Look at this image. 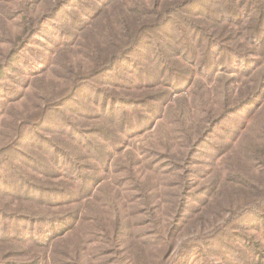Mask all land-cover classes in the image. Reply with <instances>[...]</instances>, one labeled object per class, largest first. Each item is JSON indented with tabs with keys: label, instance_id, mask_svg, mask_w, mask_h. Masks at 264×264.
Returning a JSON list of instances; mask_svg holds the SVG:
<instances>
[{
	"label": "trees",
	"instance_id": "16d2710c",
	"mask_svg": "<svg viewBox=\"0 0 264 264\" xmlns=\"http://www.w3.org/2000/svg\"><path fill=\"white\" fill-rule=\"evenodd\" d=\"M13 1H17L19 8L8 5L3 14L0 9L1 43L9 45L7 51L0 48V94L6 91L10 71L20 76L33 73L25 62L21 65L25 70H19L22 59L18 55L32 51L30 45L36 44L41 35L52 32L66 48L72 36L83 38L90 33L87 63L92 66L87 71L81 69L84 71L80 73L70 67L67 73L75 75L71 90L65 88L35 119L22 120L9 142L13 141L0 150L6 157L0 158V171L5 175V178L0 177V198L10 199L8 202L16 200L21 206L20 212L13 213L15 216L4 215L11 219L6 220L7 223L19 226L13 230V238H7L4 243L23 246L24 257L28 255L25 253H31L21 261L1 258L0 264H49L50 245L59 244L63 235L78 233L80 225H88L85 232L90 227L97 229L98 232H93V241L110 244L111 240L116 246L124 243L126 247L119 251L130 248L126 253L131 251L138 257L149 234L129 231L128 222L117 212L118 205L113 198L107 199L113 219L110 230L106 229L104 207H96L91 200L102 181L96 172L101 170L108 174L111 151L120 152L129 139L146 132L161 116L162 107L166 114L163 116L173 126L180 123L181 117L182 125L187 124L188 118L193 120L194 113L191 111L190 115L185 104L187 94L199 84L213 80L215 70L226 71L234 64L245 63L246 54L241 52L240 46L236 43L233 48L234 31L250 33V17L261 12L258 0H150L149 4L144 0H53L42 10L33 9L41 0ZM17 16L20 29L16 26L17 31L12 33L7 21ZM256 24V28L264 29V14H260ZM222 25L236 29L228 34ZM4 35L14 37L10 44L3 40ZM249 37L248 34L246 38L250 41ZM254 44H262V41H254ZM49 62L45 63V75L34 74L31 82L44 80L51 68ZM247 71L243 74L250 73ZM16 80L18 87L30 82L19 76ZM261 93L257 89L249 93L241 105L215 118H207L208 129L198 136L189 161L195 162L193 155L198 147L211 142L215 129L228 115L243 106L254 105ZM170 98L173 100L168 103ZM37 129L49 132L50 140L37 136L30 144L31 131ZM170 131L176 135L177 130L171 128ZM170 144H163L162 152L153 149L149 160L150 165L155 163L151 166L157 181L178 167L171 160ZM36 147L40 151L38 155ZM259 147L255 154L263 159L264 144ZM15 161L22 166L14 164ZM191 172L197 174L199 169H191ZM185 173L188 175L190 170ZM61 177L63 179H59ZM147 181L150 188L143 184L146 191L134 187L140 191L137 194L140 201L144 198L148 202L142 210L150 213L160 209L158 203L149 207V191L157 190L158 182L151 174ZM195 193L199 194L200 189L183 191L184 211L189 209L188 200L194 199ZM182 215L180 211L177 219L181 220ZM260 220L264 233V216ZM0 231L6 233L3 226ZM181 254L186 255V246ZM72 255L69 262L79 260L75 252Z\"/></svg>",
	"mask_w": 264,
	"mask_h": 264
},
{
	"label": "rangeland",
	"instance_id": "374dc122",
	"mask_svg": "<svg viewBox=\"0 0 264 264\" xmlns=\"http://www.w3.org/2000/svg\"><path fill=\"white\" fill-rule=\"evenodd\" d=\"M49 1L53 0H41L33 9L42 10ZM149 1L144 0L148 4ZM16 2L0 0L2 14L8 5L14 9L19 8ZM257 6H260V14H264V0H258ZM260 14L251 16L253 21L250 17V33L235 30L232 25L221 26L226 28L228 34L235 30L236 42L232 44L233 48H236L237 43L241 52L246 54V61L240 66H230V70H215L213 80L199 84L191 94H187L185 104L190 115L191 111L194 113L192 121L188 118L187 124L182 125L181 117L180 123L173 126L163 116L166 114L165 107H162L161 116L146 132L129 139L120 152L111 151L108 174L101 170L96 172L102 181L91 194V200L96 207H104L106 229L110 230L113 219L111 204H107V199L110 201L113 198L118 205L117 212L128 222V230L149 234L146 245L142 244L137 253L138 257L131 251L126 253V249L130 248L119 251L126 247L124 243L116 246L111 240L110 244L93 241V232H98L97 229L90 227L85 232L88 225H80L78 233L63 235L59 244L50 245L47 252L49 264H68L74 252L79 260L70 261L69 264H264V233L263 222L260 220L264 216V158H257L255 154V149L264 144V29L256 28ZM19 18L17 16L7 21L12 33L17 31ZM50 34L38 36L37 43L30 45L32 51L18 55L22 59L19 70H25L21 66L25 62L33 73L20 76L14 71L9 72L11 77L5 83L6 91L0 94V150L13 141L9 142L22 120L26 117L35 119L49 102L64 93L65 88L69 90L75 77L74 72L84 71L81 69L87 71L92 66V63H87L90 33L83 38L72 36L70 46L66 48L62 45L65 43L54 37L52 32ZM248 34L250 41L246 38ZM13 38L4 35L3 40L9 43ZM51 38L54 40L51 41ZM260 40L262 44L254 46V41L259 43ZM0 48L4 51L9 48L7 43H1V38ZM47 61L51 62V68L45 69L47 75L44 80L31 82L34 74L45 75L43 70ZM70 67L73 73H67ZM241 67L246 69L242 70ZM245 71L249 74H243ZM18 76L30 82L18 87L15 84ZM257 89L262 95L256 97L255 104L243 106V109L228 115L215 129L211 142L202 143L198 147V152L193 155L195 162L191 163L189 153L197 145L200 133L208 129L207 118H215L225 110L241 105L248 94ZM172 100L170 98L168 103ZM171 128L177 130L175 136ZM31 134L28 139L30 144L37 136L50 140L49 132L43 129L33 130ZM169 143L171 160L178 167L157 181L151 166L155 163L151 162L150 165L149 160L153 149L162 152L163 144ZM36 148L38 155L40 151ZM0 153V158L5 159L3 152ZM14 164L22 166L18 161ZM191 169H199L198 175L193 174ZM186 170H190L189 176ZM149 174L158 182L157 190L149 191V207L158 203L160 209L147 213L142 208H146L148 202L144 198L140 201L137 195L140 191L134 186L141 191L150 188L147 181ZM0 177L5 178L2 171ZM195 189H200V193H195L194 199L188 200L189 209L184 211L182 204L186 203V198L184 203L183 191ZM9 200L0 198V226L6 230L5 234L0 231V259L21 261L31 253H25L28 255L24 257L23 246L4 243L7 238H13V230L19 228L12 222L7 223L6 220L11 219L4 218V215L15 216L13 213L20 212L18 202ZM180 211L183 214L181 220L177 219ZM185 246L186 255H183L181 251Z\"/></svg>",
	"mask_w": 264,
	"mask_h": 264
}]
</instances>
